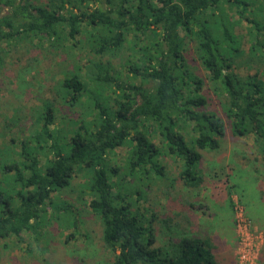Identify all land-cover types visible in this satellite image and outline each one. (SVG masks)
<instances>
[{"label": "trees", "instance_id": "1", "mask_svg": "<svg viewBox=\"0 0 264 264\" xmlns=\"http://www.w3.org/2000/svg\"><path fill=\"white\" fill-rule=\"evenodd\" d=\"M231 12L248 24V56L239 48ZM33 40L56 56L70 59L73 48L84 52L86 79L72 61L48 87L49 98L34 111L35 128L20 140L19 150L14 137L0 145V241L12 238L18 247L25 243L23 232L38 239L37 229L50 217L59 228L71 229L65 242L79 234L80 211L66 200H52L54 193L74 191L79 174L77 202L88 197L86 207L100 222L101 245L111 252L107 264H216L208 239L173 240L177 231L167 229H178L174 219L161 218L158 203L145 209L147 218L138 202L148 201V194L126 184L153 172L162 175L167 153L180 161L176 179L185 190L204 183L202 152L218 150L225 129L223 118L205 110L210 91L231 134L253 137V162L261 163L254 173L260 171L264 201V0H0V69L8 50ZM188 41L206 81L187 62ZM57 101L81 109L69 127L64 120L56 124ZM7 122L8 129L13 120ZM185 124L192 133L188 139L181 131ZM119 147L127 148L122 166L111 163ZM232 161L224 164L229 175ZM157 228L170 238L161 246Z\"/></svg>", "mask_w": 264, "mask_h": 264}, {"label": "rangeland", "instance_id": "2", "mask_svg": "<svg viewBox=\"0 0 264 264\" xmlns=\"http://www.w3.org/2000/svg\"><path fill=\"white\" fill-rule=\"evenodd\" d=\"M229 17L230 21L235 22L233 24V32L239 38V48L244 53V56H248L250 46L247 35L248 24L246 21L239 19L234 12H231ZM22 45L23 46H16L8 50V54L4 56L3 64L0 69V131L5 133V138H0V145H8L11 137H14V149L16 151L19 150L18 144L20 140L27 135L29 131L35 128L33 126L34 111L40 107L42 99L49 98L50 93L47 91L48 87H54V85H56L57 80H60L64 72L69 70L67 66L71 65L72 61L80 67L79 73L86 79L84 76L85 67L83 63L86 62L87 55L84 52H80L79 49L73 48L74 50L71 51L74 56L69 59L66 55L56 56L53 51L37 47V40L26 42ZM186 48L185 57L187 62L195 74L206 81L208 74L197 60L193 42L188 41ZM35 57L36 60L33 61L32 59H35ZM131 58L134 59V56L132 55ZM64 60H66V62H64ZM240 71L242 73H253L252 69L246 67H241ZM205 96L208 97V105L205 110L216 112L225 122L224 137L220 141V148L218 150L205 151L206 154L211 157L210 160H213V163L207 164V176L203 179L205 182H209L207 188L213 200L212 205L208 208L215 212L216 205L224 203L228 188L232 186V189L229 188V191H233L234 196L237 197L239 193L243 195L246 209L244 204H241L244 206L247 218H254L252 212H254V208L257 207L256 203L260 201V190L263 184L259 181L260 171L254 173V170H260L261 163L257 161V163H255L257 165L256 168L253 162L254 155L256 156L253 137H234L231 134L228 121L225 119L221 107H219L220 105L216 96L210 91L206 92ZM55 109L56 124L59 127L62 125L69 127V121L75 120L81 111L78 106L69 108L60 101H57ZM7 120L9 122L13 120L12 125L8 129L4 128ZM62 120H64V124L61 125L60 121ZM7 124L10 125L8 122ZM181 127L182 133L186 135L187 139L190 138L192 135L190 132V124L181 125ZM153 141L158 146H163L158 138L154 137ZM235 149H238L239 152H234ZM228 151L234 154H231L230 159H233L231 163L234 162V159L237 160V162H235L237 165L231 168L232 175H229L228 164L224 165L226 164L224 162L226 161L225 154H227ZM202 153L204 156L205 153ZM126 154V147L116 148L111 154V163L113 165L122 166ZM241 156L244 157L241 159ZM213 157L214 159H212ZM217 159H219L218 161L220 162H218ZM0 164H2V159H0ZM161 164L164 169L162 175H156L153 172L149 175L146 174V178H144L142 182L137 183L135 179H130L128 180L129 184L126 185L131 187V189H129L130 191L140 188L142 191H145L144 193L146 195L148 194V201L145 202L143 199L138 202V208L143 211V214L147 218L149 213L146 212L145 209L150 208L149 204H154L156 206V203H158L162 208L160 217L163 215L169 216L178 223L179 219L176 217V214L179 213V205L183 204L188 207V204L190 201H193L194 197L188 192L190 190H185L182 184L176 179V175L180 170V161L178 158L167 153L162 157ZM216 164H219L218 167H214ZM224 168L226 170H224ZM251 174L254 178L257 177V182L254 181L252 183V181L248 179V177L253 178ZM149 178H151V182H147ZM82 182L83 179L78 174L73 180L74 191L69 192V190H67L61 194H52L53 201L66 200L80 211L78 215L80 219L79 234H75L72 239L65 242V236L71 229L63 230L59 228L58 224L50 217L49 221H45L40 227L42 232L39 228L37 229L36 234L40 236L38 239L33 232H23L22 237L25 243H19L18 247L11 244L12 242L14 243L12 238L6 241H0V264H107L111 252L104 249L101 245L100 222L94 216L90 215V211L86 207L88 197L85 196L84 204L77 202L78 194L76 193L79 184ZM148 183H150L149 186ZM145 185H147V187H145ZM247 199H249L248 203ZM230 202H232V200H230ZM154 209H156V207ZM172 212L175 213L174 216L171 214ZM247 212L250 214L249 217ZM191 213L195 214L194 211ZM213 222L222 225L220 218L213 219ZM164 229L166 230V227H164ZM249 229L251 234H262V242L259 246L255 262V264H257L260 257L261 246L264 244V233L256 228L252 222ZM167 230L176 232L177 228L172 227ZM223 232H227V230H223ZM221 239H225L227 243H231V241L234 240L229 231L228 234H224ZM235 239V261L237 264L236 233ZM3 244H7L8 247L4 248ZM211 244L213 245V243Z\"/></svg>", "mask_w": 264, "mask_h": 264}, {"label": "crops", "instance_id": "3", "mask_svg": "<svg viewBox=\"0 0 264 264\" xmlns=\"http://www.w3.org/2000/svg\"><path fill=\"white\" fill-rule=\"evenodd\" d=\"M237 142V141H234ZM234 152H239L238 149H235ZM203 156L202 160L199 163V169L201 170L204 178L207 176V164L213 163V160H210V156L206 154ZM226 155V161L230 162L231 152L228 151ZM214 159V157L212 158ZM219 159H217L218 161ZM216 162V161H215ZM220 162V161H218ZM237 162L234 159L235 163ZM237 165V164H236ZM218 166L216 164L214 167ZM232 173V172H231ZM230 173V174H231ZM232 175V174H231ZM252 175V174H251ZM248 177L249 180L258 181L257 177L254 178ZM228 180V179H226ZM209 182H205L201 184L198 189L190 190L188 192L193 195V201H190L188 207L180 204L176 217H178V229L176 233H172L173 240L181 237H198L203 239H208L212 247V254L216 264H236L235 261V233L233 226V218H232V209H231V196L234 195L233 191H229L224 199V203H220L216 205L215 212L208 207L212 205L213 200L209 194V190L207 188ZM232 189V188H231ZM239 201L244 204L245 209L246 205L244 203L243 195L239 193L237 196ZM243 201V202H242ZM249 199H247L248 203ZM196 203V204H195ZM198 204V205H197ZM194 206V208L192 206ZM257 207H255V211L252 212L254 218H251V222L258 228L260 231L264 233V201L260 198V201L256 203ZM194 211L195 214L191 212ZM214 212V213H212ZM175 214L174 212H172ZM249 217V212H247ZM256 216V217H255ZM165 217L164 215L161 217ZM220 218L221 224L214 223L213 219ZM223 227V228H222ZM157 228L156 233V245L161 246L163 243L167 242L170 238H168L165 233L162 231H158ZM223 230H227V232H223ZM230 232L231 237L234 239L231 243H227L223 238L224 234H228ZM171 233V232H170ZM215 238V240H214ZM218 239V240H217ZM213 240V241H212ZM257 264H264V244L261 246L260 257Z\"/></svg>", "mask_w": 264, "mask_h": 264}, {"label": "built area", "instance_id": "4", "mask_svg": "<svg viewBox=\"0 0 264 264\" xmlns=\"http://www.w3.org/2000/svg\"><path fill=\"white\" fill-rule=\"evenodd\" d=\"M233 225L237 236L236 259L237 264H255L259 246L262 242L261 233L250 231L251 220L247 218L245 209L238 198L231 196Z\"/></svg>", "mask_w": 264, "mask_h": 264}]
</instances>
